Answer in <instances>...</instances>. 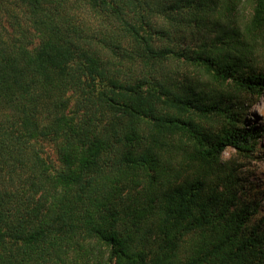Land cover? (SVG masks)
Instances as JSON below:
<instances>
[{"label":"trees","instance_id":"trees-1","mask_svg":"<svg viewBox=\"0 0 264 264\" xmlns=\"http://www.w3.org/2000/svg\"><path fill=\"white\" fill-rule=\"evenodd\" d=\"M263 56L264 0H0V264H264Z\"/></svg>","mask_w":264,"mask_h":264},{"label":"rangeland","instance_id":"rangeland-1","mask_svg":"<svg viewBox=\"0 0 264 264\" xmlns=\"http://www.w3.org/2000/svg\"><path fill=\"white\" fill-rule=\"evenodd\" d=\"M250 9L244 10V16H249ZM257 66L264 70V56L258 59ZM247 123L258 130L253 149L247 156H242L234 148H227L223 158L235 157L241 164L239 167L240 193L250 203L258 202L257 217H264V90L260 94L250 96L247 102Z\"/></svg>","mask_w":264,"mask_h":264}]
</instances>
